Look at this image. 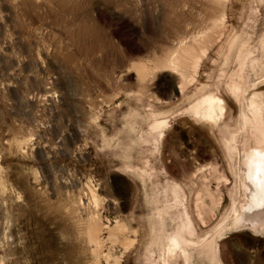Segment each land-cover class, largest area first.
<instances>
[{"label":"rangeland","instance_id":"1","mask_svg":"<svg viewBox=\"0 0 264 264\" xmlns=\"http://www.w3.org/2000/svg\"><path fill=\"white\" fill-rule=\"evenodd\" d=\"M252 95L264 0H0V264H211L213 239L264 264L232 205Z\"/></svg>","mask_w":264,"mask_h":264},{"label":"bare ground","instance_id":"2","mask_svg":"<svg viewBox=\"0 0 264 264\" xmlns=\"http://www.w3.org/2000/svg\"><path fill=\"white\" fill-rule=\"evenodd\" d=\"M186 56L189 59L193 56V54L191 51H188L186 53ZM173 64L175 70H182L181 62L178 58L173 61ZM240 74V81L238 80L240 83H237V89L235 90V96L238 100L244 97V94L248 89V85L245 83V77L242 76V73ZM183 87V84L178 86V92H183ZM246 100L247 102L245 104V107L243 106L244 123L242 122V126H240V129L242 131V135L244 134L245 136V143L242 148L244 152V158H242L244 163L243 183L246 188V196L244 197H247V203L245 205H241L240 208L237 204H235L236 198L232 200V205H235L233 210L235 214V219H233L236 221L237 224L244 222L256 223L261 222L264 219V103L262 101V98L256 97V95H252L249 98L246 97ZM223 108V100L221 101L218 98L211 97L210 99L206 100L200 110L197 111V114H199L200 117L204 120L212 121L217 118V115L219 116L217 110H222ZM198 208H200V206ZM199 210L201 212V209ZM201 240L199 239V241ZM213 240L211 242L209 239L211 243L210 246L207 247L209 250L206 253H208L211 258V264H218L216 261L217 255L214 251V246H216V244H214ZM199 241L196 243L199 244ZM170 244L172 245V243ZM176 249H178L177 242L173 244L172 249L169 248L168 255L171 259L176 255ZM217 252L218 251H216V253ZM182 255L185 256L186 254L184 253Z\"/></svg>","mask_w":264,"mask_h":264}]
</instances>
